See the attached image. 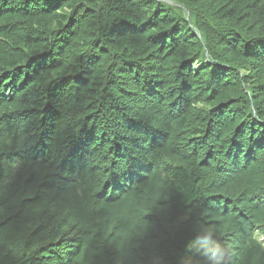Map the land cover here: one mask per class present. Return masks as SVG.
<instances>
[{
    "label": "trees",
    "instance_id": "16d2710c",
    "mask_svg": "<svg viewBox=\"0 0 264 264\" xmlns=\"http://www.w3.org/2000/svg\"><path fill=\"white\" fill-rule=\"evenodd\" d=\"M262 237L264 0H0V264H264Z\"/></svg>",
    "mask_w": 264,
    "mask_h": 264
},
{
    "label": "clouds",
    "instance_id": "9594fccd",
    "mask_svg": "<svg viewBox=\"0 0 264 264\" xmlns=\"http://www.w3.org/2000/svg\"><path fill=\"white\" fill-rule=\"evenodd\" d=\"M201 233L205 237H210L212 235V232L206 231L205 228L201 230ZM227 253L228 249L225 246L216 244L213 250V255L215 256V264H223L224 258Z\"/></svg>",
    "mask_w": 264,
    "mask_h": 264
},
{
    "label": "snow or ice",
    "instance_id": "6c2138e0",
    "mask_svg": "<svg viewBox=\"0 0 264 264\" xmlns=\"http://www.w3.org/2000/svg\"><path fill=\"white\" fill-rule=\"evenodd\" d=\"M133 170H135L134 169V162H133V165H130V171H133ZM120 179H121V176L120 175H118V174H114L113 175V180L114 181L118 182Z\"/></svg>",
    "mask_w": 264,
    "mask_h": 264
},
{
    "label": "rangeland",
    "instance_id": "374dc122",
    "mask_svg": "<svg viewBox=\"0 0 264 264\" xmlns=\"http://www.w3.org/2000/svg\"><path fill=\"white\" fill-rule=\"evenodd\" d=\"M262 239L264 240V237H262Z\"/></svg>",
    "mask_w": 264,
    "mask_h": 264
},
{
    "label": "water",
    "instance_id": "95a60500",
    "mask_svg": "<svg viewBox=\"0 0 264 264\" xmlns=\"http://www.w3.org/2000/svg\"><path fill=\"white\" fill-rule=\"evenodd\" d=\"M170 1V0H169Z\"/></svg>",
    "mask_w": 264,
    "mask_h": 264
}]
</instances>
